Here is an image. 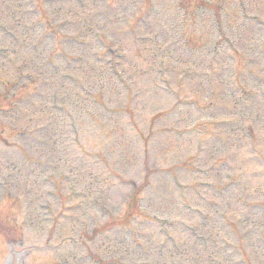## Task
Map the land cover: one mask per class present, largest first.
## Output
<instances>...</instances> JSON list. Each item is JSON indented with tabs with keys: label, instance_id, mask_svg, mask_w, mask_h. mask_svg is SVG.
<instances>
[{
	"label": "rangeland",
	"instance_id": "rangeland-1",
	"mask_svg": "<svg viewBox=\"0 0 264 264\" xmlns=\"http://www.w3.org/2000/svg\"><path fill=\"white\" fill-rule=\"evenodd\" d=\"M0 47V198L31 245L264 264V0H0Z\"/></svg>",
	"mask_w": 264,
	"mask_h": 264
}]
</instances>
